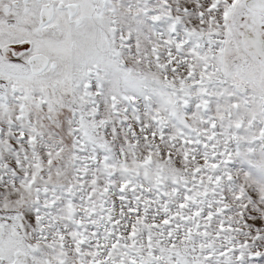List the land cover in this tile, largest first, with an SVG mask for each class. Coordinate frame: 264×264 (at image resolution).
Here are the masks:
<instances>
[{
	"label": "snow or ice",
	"instance_id": "snow-or-ice-1",
	"mask_svg": "<svg viewBox=\"0 0 264 264\" xmlns=\"http://www.w3.org/2000/svg\"><path fill=\"white\" fill-rule=\"evenodd\" d=\"M0 264H264V0H0Z\"/></svg>",
	"mask_w": 264,
	"mask_h": 264
}]
</instances>
